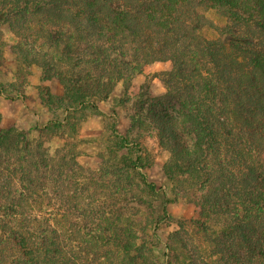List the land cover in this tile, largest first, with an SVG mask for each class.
I'll list each match as a JSON object with an SVG mask.
<instances>
[{
  "label": "trees",
  "instance_id": "16d2710c",
  "mask_svg": "<svg viewBox=\"0 0 264 264\" xmlns=\"http://www.w3.org/2000/svg\"><path fill=\"white\" fill-rule=\"evenodd\" d=\"M2 25L18 39L15 76L37 65L50 82L36 102L51 117L37 137L0 127V264H264V0H0V96ZM168 61L169 102L133 90ZM103 116L87 171L75 138ZM149 135L171 192L195 208L165 241Z\"/></svg>",
  "mask_w": 264,
  "mask_h": 264
},
{
  "label": "rangeland",
  "instance_id": "374dc122",
  "mask_svg": "<svg viewBox=\"0 0 264 264\" xmlns=\"http://www.w3.org/2000/svg\"><path fill=\"white\" fill-rule=\"evenodd\" d=\"M3 38L6 43L5 57L6 67L4 69V79L7 82L8 91L0 96V113L2 119L0 127L9 128L16 127L18 129L30 130L33 136H38L39 131L36 127L43 126L51 114L42 110L39 103L36 102L40 88L49 85L50 82L41 81V71L37 65H33L30 73L27 75L25 81H21L15 76L16 74V61L15 54L12 53L10 46L17 43L18 39L6 27L1 26ZM172 63L168 62H155L148 70L147 74L138 75L134 77L133 85L134 91L138 87L147 88L150 91V96L156 101H167V88L160 78V74L171 70ZM14 86L20 89V93H16ZM136 89V90H135ZM123 93V85L119 83L114 93L108 102L102 103V108L109 113L112 108V103L116 98H120ZM125 114V117H124ZM120 120L119 126L125 128L128 126V118L124 110L119 111ZM108 116L103 117H90L82 127V130L75 138L77 145V152L79 154L77 160L79 164L87 171H98L99 160L101 154L100 137L104 129V123ZM62 143L53 141L47 143L50 153L53 155L56 150L62 149ZM144 145L150 155V164L143 170L147 175L149 182L153 183L156 187V194L154 195V206L157 212L163 215V212L168 213V217L163 224L160 234L165 241L169 233L178 228L177 221L181 218H193L195 216V208L190 201L184 197H177L171 192V183L166 179L163 172V165L168 160L169 156L164 153L154 135H149L144 139Z\"/></svg>",
  "mask_w": 264,
  "mask_h": 264
}]
</instances>
